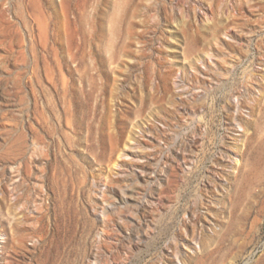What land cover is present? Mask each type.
<instances>
[{
	"label": "rangeland",
	"instance_id": "374dc122",
	"mask_svg": "<svg viewBox=\"0 0 264 264\" xmlns=\"http://www.w3.org/2000/svg\"><path fill=\"white\" fill-rule=\"evenodd\" d=\"M0 264H264V0H0Z\"/></svg>",
	"mask_w": 264,
	"mask_h": 264
}]
</instances>
